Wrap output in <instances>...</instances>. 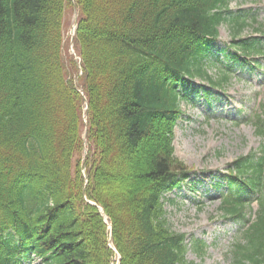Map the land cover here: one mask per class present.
<instances>
[{"label": "trees", "instance_id": "obj_1", "mask_svg": "<svg viewBox=\"0 0 264 264\" xmlns=\"http://www.w3.org/2000/svg\"><path fill=\"white\" fill-rule=\"evenodd\" d=\"M232 1L0 0V264H187L166 208L193 172L174 144L182 104L195 79L223 88L264 55V24ZM261 107L242 121L264 139ZM230 167L236 264H264V143Z\"/></svg>", "mask_w": 264, "mask_h": 264}, {"label": "rangeland", "instance_id": "obj_2", "mask_svg": "<svg viewBox=\"0 0 264 264\" xmlns=\"http://www.w3.org/2000/svg\"><path fill=\"white\" fill-rule=\"evenodd\" d=\"M231 6L253 11L258 21L253 27L264 24V0H233ZM76 15L75 9H69L66 28L69 33ZM246 33L256 30L250 28ZM231 40L229 29L222 26L211 58L210 71L215 78L220 74L219 62L225 58L221 49ZM258 58L261 65L254 68L234 67L229 83L223 88H213L195 79L193 88L197 90L189 91L182 104L184 113L176 127L174 144L177 157L193 172L181 188L166 195V208L173 229L187 235L190 247L187 264H236L234 251L242 240L241 224L225 218L220 207L228 190L230 164L238 157L258 151L264 143L254 126L242 121L254 109L262 112L260 108L264 105V55ZM198 242L204 244V253L197 249ZM22 264L45 263L31 255Z\"/></svg>", "mask_w": 264, "mask_h": 264}, {"label": "water", "instance_id": "obj_3", "mask_svg": "<svg viewBox=\"0 0 264 264\" xmlns=\"http://www.w3.org/2000/svg\"><path fill=\"white\" fill-rule=\"evenodd\" d=\"M76 26H77V21L75 22L74 27H73V29H72V34H73V35L75 34ZM87 177H88V176L86 175V178H87ZM92 204H95V203L92 202ZM101 212L103 213V215H104V217H105V213H104V210H103L102 208H101Z\"/></svg>", "mask_w": 264, "mask_h": 264}]
</instances>
